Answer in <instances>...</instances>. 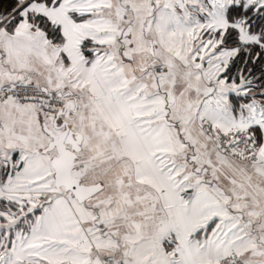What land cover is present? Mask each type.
Here are the masks:
<instances>
[{"label": "snow or ice", "instance_id": "snow-or-ice-1", "mask_svg": "<svg viewBox=\"0 0 264 264\" xmlns=\"http://www.w3.org/2000/svg\"><path fill=\"white\" fill-rule=\"evenodd\" d=\"M0 264H264V0H0Z\"/></svg>", "mask_w": 264, "mask_h": 264}]
</instances>
